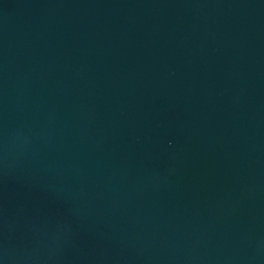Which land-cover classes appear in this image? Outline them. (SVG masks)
<instances>
[{"label": "water", "instance_id": "1", "mask_svg": "<svg viewBox=\"0 0 264 264\" xmlns=\"http://www.w3.org/2000/svg\"><path fill=\"white\" fill-rule=\"evenodd\" d=\"M264 130V0H240Z\"/></svg>", "mask_w": 264, "mask_h": 264}]
</instances>
